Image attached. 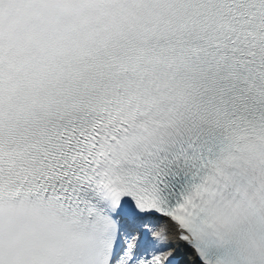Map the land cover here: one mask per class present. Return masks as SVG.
<instances>
[{
    "label": "snow or ice",
    "instance_id": "6c2138e0",
    "mask_svg": "<svg viewBox=\"0 0 264 264\" xmlns=\"http://www.w3.org/2000/svg\"><path fill=\"white\" fill-rule=\"evenodd\" d=\"M0 264H264V0H0Z\"/></svg>",
    "mask_w": 264,
    "mask_h": 264
}]
</instances>
